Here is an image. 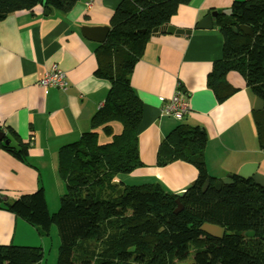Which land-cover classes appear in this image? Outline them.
Listing matches in <instances>:
<instances>
[{"label": "trees", "instance_id": "obj_1", "mask_svg": "<svg viewBox=\"0 0 264 264\" xmlns=\"http://www.w3.org/2000/svg\"><path fill=\"white\" fill-rule=\"evenodd\" d=\"M81 0H0V21L37 7L70 13ZM192 0H123L116 8L105 44L98 51L97 76L110 83L104 106L92 119L93 132L59 152V175L67 190L55 213L48 211L43 190L5 202L6 209L48 237L53 226L60 239L56 264H264V188L233 176L215 187L206 170L207 134L181 124L159 147L158 164L193 165L198 174L176 203V194L159 183L114 184L117 175L142 166L138 132L143 104L131 86V74L155 29L162 30L178 8ZM46 5L41 7V3ZM224 39L223 57L207 84L217 102L236 92L227 74L238 72L255 96L264 101V0L235 2L217 14ZM251 28L247 36L235 28ZM264 148V109L254 113ZM121 132L116 134L113 125ZM100 134L109 139L100 143ZM11 135L18 134L11 130ZM27 145L0 142V149L25 161ZM209 182L208 188H205ZM204 224L224 228L222 239L201 230ZM246 233L254 236L246 237ZM42 248L0 245V264H42Z\"/></svg>", "mask_w": 264, "mask_h": 264}, {"label": "crops", "instance_id": "obj_2", "mask_svg": "<svg viewBox=\"0 0 264 264\" xmlns=\"http://www.w3.org/2000/svg\"><path fill=\"white\" fill-rule=\"evenodd\" d=\"M122 1L81 0L70 13L55 10L48 16L37 7L33 13L19 11L0 21V131L5 133L0 142L7 140L15 148L22 143L28 151L21 161L0 149V245L42 248V264L57 262L56 227L48 237H41L34 226L8 211L5 202L42 189L49 213L58 210L67 190L59 175V152L95 131L92 119L104 106L111 87L96 74L103 44L80 31L82 27L110 28ZM240 1L246 0H192L178 8L164 29L151 35L129 79L143 104L138 132L142 166L117 175L114 184L159 183L169 193L185 192L197 177L196 168L183 161L160 166L157 154L162 142L181 124L205 129V164L212 178L238 176L245 169L264 176V148L253 110L257 96L245 78L233 71L227 74V81L236 92L217 102L207 80L223 57L225 38L220 29H197L209 14L226 13ZM167 26L191 34H168ZM53 66L66 73V91L41 88V80ZM177 85L191 107L183 121L164 114L160 102V98L171 99ZM113 127L116 134L121 132L120 125ZM108 141L100 134L101 144Z\"/></svg>", "mask_w": 264, "mask_h": 264}, {"label": "water", "instance_id": "obj_3", "mask_svg": "<svg viewBox=\"0 0 264 264\" xmlns=\"http://www.w3.org/2000/svg\"><path fill=\"white\" fill-rule=\"evenodd\" d=\"M46 5L45 2L41 3V6L44 7ZM54 8H46L44 11V15L48 16V15H53L54 14ZM216 17L217 14L215 13H211L208 16H206L205 18H203L197 25V29H204V30H210V29H220V27L218 26L217 22H216ZM238 30H240V32L244 33L247 36H253V32L251 30V28L241 25L238 28H235V31L237 32ZM82 34L88 38L89 40L95 41L97 43H101L104 44L107 41V37L108 34L110 32V28L109 27H82L81 31ZM159 29H155L153 31V33H158ZM166 32L168 34H174V35H189L191 34V31H185V30H181V29H177L173 26H167L166 27ZM263 73H264V67H263ZM264 109V101L260 98V97H256L255 99V105L253 107L254 112L255 111H262ZM5 139V133H3L2 131H0V141H3ZM5 144H9V141H5ZM238 177L243 178V179H251L255 184H257V186L259 185L260 187L264 188V176L260 175V174H252L251 172L248 173V171L245 169V171H241L238 174ZM233 183V175L232 176H228L227 178L221 179V180H217L215 183V187L217 189H220L221 186L223 184H231ZM209 182L206 183L205 188H208L209 186ZM185 195V192H180L177 193V200L176 203L178 204L179 208L176 210V212L182 210V206L180 204V199L183 198ZM201 230L203 232H205L206 234H208L211 237L214 238H218V239H222L223 236L226 233V230L224 228H220L217 226H213V225H209V224H204L201 227ZM246 237H252L254 236L253 233H246L245 234Z\"/></svg>", "mask_w": 264, "mask_h": 264}, {"label": "built area", "instance_id": "obj_4", "mask_svg": "<svg viewBox=\"0 0 264 264\" xmlns=\"http://www.w3.org/2000/svg\"><path fill=\"white\" fill-rule=\"evenodd\" d=\"M88 6H91L90 2ZM40 83L41 88L44 90L59 88L66 91L68 89L67 75L57 66H53L50 71L46 72ZM176 90L171 99L165 100L164 98H160V102L163 105L162 112L179 121H183L191 113V107L180 85H177Z\"/></svg>", "mask_w": 264, "mask_h": 264}, {"label": "rangeland", "instance_id": "obj_5", "mask_svg": "<svg viewBox=\"0 0 264 264\" xmlns=\"http://www.w3.org/2000/svg\"><path fill=\"white\" fill-rule=\"evenodd\" d=\"M55 233H56V245H58V247H59V244H60V239H59V236H58V233H57V231H55ZM54 245H55V243H54Z\"/></svg>", "mask_w": 264, "mask_h": 264}]
</instances>
